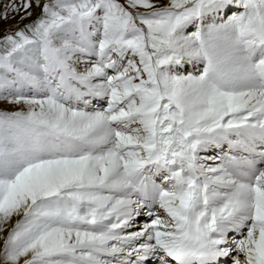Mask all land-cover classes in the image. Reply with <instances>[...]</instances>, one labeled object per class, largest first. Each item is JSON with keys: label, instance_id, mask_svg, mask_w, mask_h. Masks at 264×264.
I'll list each match as a JSON object with an SVG mask.
<instances>
[{"label": "snow or ice", "instance_id": "1", "mask_svg": "<svg viewBox=\"0 0 264 264\" xmlns=\"http://www.w3.org/2000/svg\"><path fill=\"white\" fill-rule=\"evenodd\" d=\"M16 17L0 264H264V0H0Z\"/></svg>", "mask_w": 264, "mask_h": 264}, {"label": "rangeland", "instance_id": "2", "mask_svg": "<svg viewBox=\"0 0 264 264\" xmlns=\"http://www.w3.org/2000/svg\"><path fill=\"white\" fill-rule=\"evenodd\" d=\"M35 14H36V12H34L33 15H35ZM18 22H19V17H16V19H11V20L7 21V23L0 25V27H4V28H7L9 26L11 27V26L16 25V23H18Z\"/></svg>", "mask_w": 264, "mask_h": 264}, {"label": "bare ground", "instance_id": "3", "mask_svg": "<svg viewBox=\"0 0 264 264\" xmlns=\"http://www.w3.org/2000/svg\"><path fill=\"white\" fill-rule=\"evenodd\" d=\"M8 26V25H7ZM10 27V26H9Z\"/></svg>", "mask_w": 264, "mask_h": 264}]
</instances>
